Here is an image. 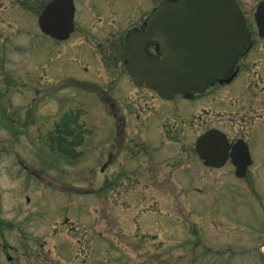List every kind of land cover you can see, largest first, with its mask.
Wrapping results in <instances>:
<instances>
[{"label": "rangeland", "instance_id": "1", "mask_svg": "<svg viewBox=\"0 0 264 264\" xmlns=\"http://www.w3.org/2000/svg\"><path fill=\"white\" fill-rule=\"evenodd\" d=\"M45 39L55 49V80L69 73L72 77L66 84L70 93L54 95L46 122L41 116L27 120V108L39 102H31V88L16 99L23 106V124L48 123L49 130L47 126L21 136L6 131L0 122V221L13 223L0 227V264H264V255L257 254L264 247V161L256 160L239 179L230 164L206 170L195 150L196 138L206 128H240L239 103L258 107L250 91H245L246 99L234 97L233 107L214 103V97L244 94L245 73L214 90L211 98L200 96L198 103L177 95L179 108L208 105L209 111L194 110V115H169L152 91L133 90L130 82L117 101L128 119L129 140L116 150L101 100L82 92L92 89L90 85L79 91L71 80H94L99 74L89 78L71 54L63 68L65 54L57 51L64 42ZM253 42L247 58L258 57L264 48V38L256 30ZM159 106L166 114L157 120L154 112ZM215 107L227 111L212 110ZM138 110L150 117L149 128L135 129L138 136L130 138ZM69 111L79 125L81 144L51 148L60 136L59 121ZM141 138L145 140H137ZM18 139L23 142L16 144ZM16 150L31 159L37 174L25 173L14 163ZM66 151L69 159L61 153ZM103 153L111 158L106 172L100 168ZM47 177L50 181L45 182Z\"/></svg>", "mask_w": 264, "mask_h": 264}, {"label": "flooded vegetation", "instance_id": "2", "mask_svg": "<svg viewBox=\"0 0 264 264\" xmlns=\"http://www.w3.org/2000/svg\"><path fill=\"white\" fill-rule=\"evenodd\" d=\"M177 1L74 0L75 29L71 34L72 38L65 41L62 48H58V52L60 55L65 54L64 58L61 59L63 68L69 64L71 59L68 56L71 54L75 55L73 60L81 63L84 69L89 72V75L96 72L99 74V78L95 77L94 80L82 81L84 84H81L84 86L89 84L92 89L88 91V94H93L96 99L101 100V107L107 114V126H109L117 142L116 149H118L119 143L129 140L125 134L128 131V119L123 113L122 107L117 104V101L118 95L124 93L125 89L130 87V82L133 84V90L152 91L163 107H166L169 115L176 112V115L180 116L182 111L187 115H194L192 114L194 110L209 111L207 109L208 105H204L203 108H194V105L191 108H183L182 106L179 108L174 101L177 95L172 99H167L162 97L147 83L136 84L126 65L125 42L127 36L131 32L145 30L147 28V21L157 6L162 3H175ZM236 1L247 20L248 28L251 32L252 38L250 44L238 55L236 65L232 68V72L227 78H225V75H220L213 79L214 81L209 87V89H212L209 92L191 90L189 94L191 98L186 97L184 94L180 95L198 103L200 96L207 94L209 96L206 97L211 98L213 93H215L213 92L214 90L233 83L244 72L246 90H241L244 94L238 96L231 95L232 98L226 99L222 96H218V98L214 97V103L218 102L217 105L222 103L226 105V108H230L227 106L228 103H231L232 107L236 105L235 99L233 101L234 97H238L239 100V96L246 99L248 91H250L258 107H252L251 104L248 106L247 102L244 104L239 103L238 113L241 115L239 129H234V127L224 130L220 126H211L204 131L211 128L223 130L231 143L230 153L237 149L234 145L237 141H241L243 145L246 143L250 151L252 164H254L256 160L264 161V48L259 50L258 57L256 58H247V56L252 50L254 43V31L256 30L264 38L255 20L257 7L264 0ZM56 3L57 0H0V122L2 128L16 135L22 136L23 134L21 133L24 130L37 131L48 126V123H22L24 120L21 119L20 112L23 106L17 103L16 99L20 98L23 89L31 88V102L35 103L39 101L35 104L34 109L33 107L27 108V120H32L34 116L38 119L41 116L42 122L49 120V106L54 102L52 101L54 95L70 93L69 89H66L67 82L64 81L65 77L60 79L57 92L55 90V49L53 44H50L49 40L45 39V36L48 37L50 35L42 30L43 15L47 10L53 9L54 11ZM147 49L149 53L156 56L162 57L164 54L161 42L154 39L148 40ZM121 51L122 53H120ZM24 53L26 54L25 56ZM248 64H251V68L247 66ZM230 77H232L231 80L227 81L226 79ZM253 87H255V90H253ZM40 100L46 102L42 104ZM159 107L154 112V118L157 120L162 119L166 114L165 109L162 106ZM40 108L42 114L39 112ZM212 110L217 112L227 111V109L219 110L217 107ZM139 111L136 113V124L132 126L134 127L132 128L133 135L130 138L134 136V133L138 136V130L146 132L147 128H149L148 121L150 117L141 116ZM33 112L34 115L32 114ZM120 113L123 114L121 117H119ZM219 116L224 117L225 113ZM248 118H250V126L247 129ZM135 129L138 130L135 131ZM176 133H178L177 129L174 130L173 135ZM137 140L144 141L145 139L141 138ZM177 140L180 141L179 138ZM15 142L18 144L23 141L18 139ZM27 143L31 145L30 141H27ZM255 145L258 146L256 153L254 152ZM258 149H260V152H257ZM104 159L103 172H105V167L110 160L108 156L104 157ZM26 161L32 165V162L27 157H22L21 155L17 156V161H14V163L23 166L26 170H30V173H33V169H30ZM228 164L233 166L235 174L236 166L233 163L232 155L225 165ZM214 169L216 168L207 167L206 170ZM137 173L134 172L135 175H138ZM10 260L12 259L10 258Z\"/></svg>", "mask_w": 264, "mask_h": 264}, {"label": "water", "instance_id": "3", "mask_svg": "<svg viewBox=\"0 0 264 264\" xmlns=\"http://www.w3.org/2000/svg\"><path fill=\"white\" fill-rule=\"evenodd\" d=\"M71 17L70 10H47L42 17L43 29L65 37L72 28ZM256 18L264 35V2ZM152 38L161 42L164 58L148 52L146 45ZM250 38L236 0H178L160 5L151 14L146 31L128 36L126 60L137 83L146 81L172 98L183 91L204 90L217 76L228 75ZM228 148V138L219 129H211L197 140V150L207 165H223ZM247 152L242 160L233 154L239 176L246 174L251 163Z\"/></svg>", "mask_w": 264, "mask_h": 264}, {"label": "trees", "instance_id": "4", "mask_svg": "<svg viewBox=\"0 0 264 264\" xmlns=\"http://www.w3.org/2000/svg\"><path fill=\"white\" fill-rule=\"evenodd\" d=\"M71 127H73V123H72ZM76 131H77V129H75V128H70V132H69V134H70L71 136H73V134H76V133H77ZM75 132H76V133H75ZM66 134H68L67 130H65V135H66ZM64 138H65V137H64ZM64 138H63V139H64ZM71 140H72V139H71ZM80 142H81V137H80L78 134H76V138H74V140L70 141V144H71L72 149L75 148L76 145H79Z\"/></svg>", "mask_w": 264, "mask_h": 264}]
</instances>
